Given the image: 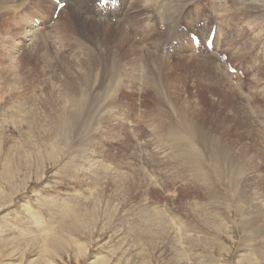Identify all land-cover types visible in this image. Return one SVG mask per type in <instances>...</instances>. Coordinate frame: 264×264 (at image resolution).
Instances as JSON below:
<instances>
[{"label":"rangeland","instance_id":"374dc122","mask_svg":"<svg viewBox=\"0 0 264 264\" xmlns=\"http://www.w3.org/2000/svg\"><path fill=\"white\" fill-rule=\"evenodd\" d=\"M47 1L0 6V59L5 54V64L0 63V264H264V0L253 10L246 7L249 0H152L153 10L167 6L160 9L167 23L160 19L155 31L158 15L152 9L148 20H139L142 14L131 16L140 25L126 26L140 36L149 35L154 47L159 42L155 33L163 35L159 26L174 25V45L164 49L173 58L171 64L157 59L161 54H146L156 61L154 67L159 61L162 71L170 72L171 85L176 83L166 97L154 95L159 93L157 83L145 94L143 78L118 83L107 97L97 96L111 85L97 78V61L108 66L111 55L127 61L123 51L112 44L114 39L106 42L95 23L85 25L84 31L80 22L71 20L76 11L80 20L99 22L92 12L96 0L86 1V9L84 0H66L71 7L63 17L61 10L52 15ZM42 18L50 23L44 41L33 50L19 47L9 59V38ZM110 23L117 24L113 19ZM216 23L219 48L226 49L231 36L232 49L241 50L229 62L224 57L230 71L219 69L216 52L210 55L218 67L210 68L201 54L191 62L180 56L190 51L192 35L206 37ZM65 27L75 32L64 36ZM180 28L186 30L181 37ZM110 31L114 38L111 34L118 30ZM169 42L160 41L164 48ZM182 47L187 51L179 52ZM83 49L94 59L90 68L81 63ZM162 71L156 74L161 88L167 85ZM236 81L239 89L232 85ZM186 100L191 108L184 105ZM171 103L181 107L180 114L187 113L185 118L202 121L195 126L200 136L184 141L200 153L199 172L176 158L179 150L166 128L170 120L179 121ZM63 116L71 127L58 136ZM204 137L227 155L222 163L225 181L213 172L210 150L200 143ZM74 219L79 220L77 226Z\"/></svg>","mask_w":264,"mask_h":264},{"label":"bare ground","instance_id":"6f19581e","mask_svg":"<svg viewBox=\"0 0 264 264\" xmlns=\"http://www.w3.org/2000/svg\"><path fill=\"white\" fill-rule=\"evenodd\" d=\"M21 1H23V0H0V6H4V5H10V4H12V5H15L16 6V4H18L19 2L21 3ZM86 1H88L89 3H90V0H84V2H82V4H83V6H84V8L86 9V7H85V2ZM95 1V0H94ZM131 1V3H129ZM169 0H163V2L164 3H167ZM185 1H189V0H185ZM190 1H192V0H190ZM221 1V0H220ZM239 1V0H238ZM257 1H259L260 2V0H249V4L247 5V3L245 4V5H247L246 7H249V8H251V10H253V9H255V6H254V4L257 2ZM64 2H66V0H61L58 4H56L55 3V1H51V0H48L47 2H46V4L48 5V8H50L51 9V11H52V15H54L55 13H57V11H58V9H59V6H60V4H63ZM71 2H76V0H71ZM107 2V5L105 6L104 4ZM152 0H96L95 1V7H94V9L92 10V12H94V15L95 16H97V15H99V16H97V18L99 19V22H93V21H90L89 22V20H86V19H84V20H80L79 18H77L76 16L78 15V13H77V15L75 14L74 15V13L76 12H71V15H70V18H72L71 20H75V21H77V22H80V24H81V26H82V29L85 31V29H86V26L85 25H89L90 27L92 26H94L93 24H91V23H95L96 25H98V26H100L101 27V31H102V33H101V37L107 42L108 41V39H114L115 41H114V43H112L115 47H116V49H118L119 51H123V53H124V55H125V60H127V61H124L123 59H122V57H118V58H115L114 57V55H111V57H110V59L111 60H109V64H108V66H107V64H106V66H104V64H105V62H98L97 61V64H96V66L97 67H99L100 69L99 70H101V73L97 76V78L99 79V77H100V80H107L108 79V82L109 83H111V85H109V84H107V85H109L110 87L108 88V89H106L107 88V86H105V89H104V87H103V92L102 93H97V96H99L98 94H102L103 96H105V97H107V96H109V95H111V94H113V93H115V90L117 89V87H119V86H117L118 85V83H122V82H127V81H131L130 83H133V82H137V81H141V80H138V79H140V78H143V80H144V82L145 83H143V87L145 86V94H147V92H149L150 90H149V88H150V84L151 83H155V85L154 84H152V85H154V86H156L157 84H158V87H159V93H156V94H154L155 96H157V97H160V96H164V97H166V96H168L169 95V93H170V89H173V87L174 86H176L175 84V82L171 85V83H169L168 82V79H169V75H170V72L169 71H166V72H163L162 71V65L159 63V61H157V66L156 67H154V62H156V61H154V59L153 58H151V57H148V56H146V54L148 55V54H150V55H152V56H156L155 54H161V55H163V57H159V58H157V59H159L160 61H162V62H168V63H170V61H172L173 60V58H172V56L170 55V53L168 52V53H164V49H166L167 51H168V49H169V47L170 46H173L174 45V43H172L173 42V40H175L174 39V37H175V35H176V32H175V29H174V25H169V26H159L160 28H161V33L163 34V35H158V34H156L155 33V36H156V38L158 39L157 41H159L158 42V47H154V45H153V43H151V41H150V43H149V41H148V39L147 38H149V35L147 36V38L146 37H144L143 35L142 36H140V35H138V34H136V32L137 31H135V30H132L131 28H129V27H127L126 26V24H129V23H131V24H133L134 26H138V25H140V23H139V21L137 20V19H132L131 18V16L132 17H134L135 15H138V14H142V18L141 19H139V20H142V19H149L150 18V11H151V9H152ZM177 2V1H176ZM24 2H22V4H23ZM137 3H139L140 5H138L139 7H136L137 6ZM245 3V0L243 1V4ZM128 4L130 5V8H129V10H130V12H129V15L127 16V17H125V13H126V11H127V9H128ZM154 5H155V3H153ZM157 4V3H156ZM20 5V4H19ZM24 5V4H23ZM21 6V5H20ZM26 6V5H25ZM131 6H132V8H131ZM213 6V5H212ZM70 7H71V4L70 3H68L67 5L65 4V7L64 8H61L60 10V14L62 15L61 17H63L67 12H68V10H70ZM156 7V6H155ZM162 7H164V8H167V6L166 5H158V7H156L154 10L152 9V11H153V14H157L158 15V20L156 21V22H153V29H154V27L156 26V25H159V20L160 19H164V21H165V24L167 23V21H166V19L163 17V15H162V12H161V8ZM4 8H6V7H4ZM13 8V7H12ZM22 8H24V7H22ZM233 8V7H232ZM7 9H8V7H7ZM77 9H80V3H77V7H76V10ZM137 9V11H135ZM177 9V8H176ZM243 9V8H242ZM11 10V9H10ZM15 10H17V7L15 8ZM238 10V9H237ZM250 10V11H251ZM74 11V10H73ZM178 11V10H177ZM241 11V10H240ZM246 11H248V10H246ZM217 12H219V13H221L220 11H216V16L217 17H219L218 16V14H217ZM69 13V12H68ZM243 13V12H242ZM253 14V13H252ZM225 15H226V13H225ZM68 16V15H67ZM256 16V15H255ZM80 17V16H79ZM137 17V16H136ZM223 17V16H222ZM248 17V16H247ZM258 17V16H257ZM60 18V17H59ZM216 18V17H215ZM249 18V17H248ZM261 18V17H260ZM259 18V19H260ZM11 19V18H10ZM63 19V18H62ZM111 19H113V20H115L116 21V23L117 24H112V23H110V20ZM147 19V20H148ZM70 19H69V21H71ZM147 20H145V22L147 21ZM218 20V19H217ZM223 19H221L220 18V21H222ZM256 20V19H255ZM48 20H46L45 18H42L41 20L39 19V20H37V22H38V24H36L37 22H35V23H31V24H25V28L23 29V28H21V30H20V32H19V29H18V33L17 34H15L14 33V35L12 36V37H10L9 39L12 41V43H11V46H10V48H11V51H10V54H7L10 58L9 59H11L12 60V58H13V54H15V53H13V52H19V47H25V48H27L28 49V47H31L29 50H33V48L34 47H37V45H38V43L39 42H42V41H44V40H41V39H43V38H45V30H46V27L50 24V23H46ZM66 20H64V22H65ZM59 22V21H58ZM72 22V21H71ZM120 22H123V24H120ZM125 22H126V24H125ZM73 23V22H72ZM219 23V22H218ZM65 24V23H64ZM79 24V23H78ZM79 24V25H80ZM144 24V23H143ZM58 25V24H57ZM72 25H74V24H72ZM122 25V26H121ZM66 26V25H65ZM98 26H97V28H98ZM112 26H115L116 27V29L113 27L112 28ZM217 26H219V24H217L216 23V26H212L210 29H209V31L207 32V36L206 37H199L198 39L200 40V46L198 47V48H196L195 46H194V41H193V39H191L190 38V42H191V45L189 46V48H190V51H188L185 55L183 54H180V56H183L188 62H191V61H193L195 58H197L198 56H199V54H201V56L202 57H204V59H203V62H204V65L207 67V68H210V67H212L213 66V64L215 65V66H217L218 67V64H216V61H212L213 59H212V57H214V56H212L211 57V53H214V52H216L217 54H215V55H219V57H218V59H219V69H221V68H223L222 70H224L225 71V69L226 70H228V71H230V69H232L231 67H228V65H227V62L224 60V57L225 56H227V61L229 62V61H231L236 55H238V53L241 51H234L232 48L234 47V38L233 37H231V36H228V38L226 39V49H220L219 48V45H218V40H219V38H220V34L218 35V28H217ZM64 27V26H63ZM73 27V26H72ZM72 27H65V30L63 29V33H64V36H66V35H69V33H72V32H75L74 31V28H72ZM78 27V26H77ZM90 27H89V29H90ZM214 27V28H213ZM59 28V27H58ZM67 29V30H66ZM76 29V28H75ZM81 29V28H80ZM111 29H113V30H118L117 32H115V33H113V34H111V35H114L113 37L114 38H112L111 36H110V30ZM156 29V28H155ZM155 29H154V31H155ZM171 29H173V30H171ZM130 32V34H131V36L129 35V33H128V31ZM165 30V31H164ZM212 30H215V37H214V40H213V49L212 50H209V49H207V47H206V44H207V41H208V39H209V37H210V34H211V31ZM0 31H2L1 29H0ZM5 31V30H4ZM55 31H57V30H55ZM110 31V32H109ZM168 32L169 34H166L165 32ZM61 32V33H62ZM184 32H186V30L184 29H182L181 30V28L179 29V31H178V34H180V37H181V33H184ZM2 33V32H1ZM4 33V32H3ZM94 33V32H93ZM58 34V33H57ZM73 34V33H72ZM1 35V34H0ZM61 35V34H60ZM59 35V36H60ZM58 36V35H57ZM56 36V37H57ZM184 36V35H183ZM6 37V36H5ZM13 37H15L14 39H13ZM61 37H63V36H61ZM100 37V38H101ZM133 37V38H132ZM154 37V36H153ZM59 38V37H58ZM105 38H107V40L105 39ZM7 39V38H6ZM14 41H17L16 43L15 42H13V40ZM60 39H62V38H60ZM63 39H64V37H63ZM70 39V38H69ZM80 39V38H79ZM151 39V38H150ZM252 39H254V38H252ZM1 40V39H0ZM41 40V41H40ZM59 40V39H58ZM77 40V39H76ZM161 40H166V41H170L169 43H167L166 44V46H165V48L161 45V43H160V41ZM4 41L5 40H3V43H4ZM7 41V40H6ZM54 41V40H53ZM62 41H64V40H62ZM61 40H60V42H62ZM78 41V40H77ZM220 41V40H219ZM1 42V41H0ZM56 42V41H55ZM138 44H140L138 47H139V51H138V47H137V43ZM96 43V42H95ZM1 44V43H0ZM43 44H45V43H43ZM50 44V43H49ZM58 44H59V42H58ZM63 44V43H62ZM73 44V43H72ZM60 45V44H59ZM63 45H65V44H63ZM78 45V44H77ZM5 47L6 46H4V49H5ZM60 47H61V45H60ZM66 47V46H65ZM80 47V46H79ZM106 47V46H105ZM152 47L153 48H155V49H157V51L154 53V52H151V49H152ZM64 48V47H63ZM83 48V47H82ZM3 49V48H2ZM67 48H65V50H66ZM101 49V48H100ZM110 49V48H109ZM68 50V49H67ZM79 50V49H78ZM102 50V49H101ZM175 50V49H174ZM2 51V50H1ZM72 51V50H71ZM82 53H81V55H80V59H83L84 60V62H81L82 64H84V65H87V67L88 68H90L91 66H93L94 65V59H93V57H92V55H91V53H89V52H85V49H83V50H80ZM103 51V50H102ZM145 51H146V53H145ZM154 51V50H153ZM183 51H187L186 50V48H184V47H182V51L181 50H179V52H182L183 53ZM222 51H224V53L222 54ZM34 52V51H33ZM60 52V51H59ZM77 52V51H76ZM2 53V52H1ZM5 53V52H4ZM67 53H69V52H67ZM72 53H75V51L74 52H72ZM105 53V52H104ZM197 53H198V55H197ZM31 54V53H30ZM78 54H79V51H78ZM100 54V53H99ZM110 54H111V52H110ZM172 54V53H171ZM2 55L3 56H5V54H3L2 53ZM1 55V56H2ZM55 55V54H54ZM59 55H60V53H59ZM64 55V53L62 54V56ZM71 55V54H70ZM1 57V59H0V63L2 62V65L3 64H5V59H4V57ZM56 56V55H55ZM73 57H74V55H72ZM71 56V57H72ZM79 56V55H78ZM105 56V55H104ZM75 57H76V55H75ZM96 58H97V56H96ZM55 59H56V57H55ZM57 59H58V56H57ZM100 59V58H99ZM184 59V60H185ZM212 59V60H211ZM10 60V61H11ZM63 63H64V65H66L67 63H65V61L63 60L62 61ZM167 63V64H168ZM187 63V62H186ZM193 63V62H192ZM79 64V63H78ZM163 64V63H162ZM171 64V63H170ZM188 64V63H187ZM194 64V63H193ZM203 65V66H204ZM1 66V65H0ZM165 66V65H164ZM214 67V66H213ZM68 68H69V66H68ZM167 68V67H166ZM165 69V68H164ZM170 69V68H169ZM88 70V69H87ZM163 72L162 73V78L163 79H165V83L167 84V85H165V87H163V88H161L159 85V83H158V81H159V79H158V81H157V79L156 78H160V77H157L156 76V74L157 73H160V72ZM65 72V71H64ZM184 73L186 74V76H188V73H186L185 71H184ZM63 74H65V73H63ZM227 75H228V73H227ZM160 76V75H159ZM69 77V76H68ZM173 77V76H172ZM171 77V78H172ZM185 77V76H184ZM99 81V80H98ZM203 81H205V80H203ZM100 82V81H99ZM107 82V81H106ZM107 82V83H108ZM160 82V81H159ZM206 82V81H205ZM239 82L240 81H236V83H233L232 85H233V87H237L238 89H239ZM91 82H88V84L87 85H89ZM157 83V84H156ZM162 83V82H161ZM104 84H106V83H104ZM123 84V83H122ZM139 82H138V87H139ZM206 84V83H205ZM54 86V85H53ZM52 86V87H53ZM67 86L68 85H66V88H67ZM97 86H99V85H97ZM101 86H102V84H101ZM104 86V85H103ZM203 86V85H202ZM258 86V85H257ZM157 87V88H158ZM56 88V87H55ZM55 88H53V89H55ZM65 88V87H64ZM121 88V87H120ZM141 88V87H140ZM154 88V87H153ZM157 88H155V92H156V89ZM176 89H177V87H175ZM174 88V90H176ZM119 89V88H118ZM56 90V89H55ZM58 90V89H57ZM111 90H113V91H111ZM138 90V89H137ZM158 90V89H157ZM178 90V89H177ZM70 91V90H69ZM118 91V90H117ZM165 91H167V93L165 92ZM227 91V90H226ZM57 92H59V91H57ZM56 92V93H57ZM71 92V91H70ZM119 92V91H118ZM140 92V91H139ZM138 92V93H139ZM142 92V91H141ZM152 93H153V90L151 91ZM172 92V91H171ZM175 92V91H174ZM38 93V92H37ZM51 93V92H50ZM79 93V92H78ZM144 93V92H143ZM173 93V92H172ZM176 93V92H175ZM52 94V93H51ZM53 94H54V92H53ZM119 94H120V92H119ZM119 94H118V96H117V98L119 97ZM142 94V93H141ZM39 95V94H38ZM57 95V94H56ZM117 95V94H116ZM144 95V94H143ZM66 96V95H65ZM114 97V96H113ZM156 97V98H157ZM56 98V97H55ZM97 98H99V97H97ZM103 98V97H102ZM104 99V98H103ZM166 99V98H165ZM46 100V99H45ZM163 100V99H162ZM169 100H170V98H169ZM67 101V100H66ZM101 101H103V100H101ZM164 101V100H163ZM96 102V101H95ZM94 102V103H95ZM167 102V101H166ZM168 102H170V101H168ZM168 102L166 103V104H168ZM172 102H174V101H172ZM183 102V101H182ZM185 103H184V105L186 104L188 107L187 108H191V103H190V101L189 100H186V101H184ZM47 103V102H46ZM96 103H98V102H96ZM160 103V102H159ZM170 104V103H169ZM179 104V103H178ZM94 105V104H93ZM105 105V104H104ZM183 105V106H184ZM185 105V106H186ZM67 106H68V103H67ZM96 106H97V104H96ZM169 106V105H168ZM177 106L178 105H176V104H172L171 103V106L169 107V108H171L172 109V111H173V114H174V111L177 113H175L176 115H178V116H176L177 118H179V121H178V119L176 120V121H174V119L173 120H170L171 122H169V124H170V126H168L167 125V123H165L167 126H166V128L168 129V131H170L169 133H168V135H170L171 137H172V139H173V142H172V146L175 148V149H177V150H179L178 151V153L176 154V158L177 159H180L183 163H182V165L185 167L186 166V168H188L190 171H192V172H199V170H200V168H201V166H202V160H201V156H200V153H199V151H193L192 152V148H190L191 146H189V142L188 143H186V142H184L185 140H187V138H190L191 140H195L194 139V137H199L200 136V134H198V130L196 129V125L198 126L199 125V123H201L202 121H200V120H196V122H193V119L191 118V119H187V118H185L184 116L187 114H185V112L184 113H182V114H180V110L181 109H179V108H181L180 106H179V108L177 109ZM104 107V106H103ZM47 108V107H46ZM94 108V107H93ZM98 108V107H97ZM99 108H102L101 107V105H100V107ZM40 109V108H39ZM13 110V109H12ZM44 110V109H43ZM40 111V110H39ZM39 111H38V113H39ZM77 111V110H76ZM94 111H96V110H94ZM185 111V110H184ZM99 112V111H98ZM97 112V113H98ZM187 112V111H186ZM52 113V112H51ZM38 115V114H37ZM51 115V114H50ZM62 115H63V113H62ZM61 115V116H62ZM73 115V114H72ZM81 114L79 113V112H76V116H80ZM88 114H86V116H87ZM100 115V114H99ZM103 115V114H102ZM153 115V114H152ZM190 115V114H189ZM36 116V115H35ZM44 116V115H43ZM56 116H57V114H56ZM98 116V115H97ZM145 116H147V115H145ZM47 117V116H46ZM53 117V116H52ZM64 117V116H63ZM62 117V118H63ZM85 117V116H84ZM100 117V116H99ZM42 118V117H41ZM78 118V117H77ZM80 118V117H79ZM78 118V119H79ZM88 119L90 118V116L88 115V117H87ZM175 118V117H174ZM45 119V118H44ZM52 120H53V118H51ZM73 119V118H72ZM82 119H84L83 117H82ZM161 119V118H160ZM33 120V119H32ZM31 120V121H32ZM46 120V119H45ZM71 120V119H70ZM74 121H75V119H73ZM77 120V119H76ZM152 120V119H151ZM30 121V120H29ZM30 121V122H31ZM49 121V120H48ZM82 121V120H81ZM80 121V122H81ZM86 121V120H85ZM154 121V120H153ZM158 121V120H157ZM157 121H155V122H157ZM177 121H178V123H177ZM35 122H37V121H35ZM47 122V121H46ZM50 122V121H49ZM54 122H56V121H54ZM70 122V121H69ZM69 122L67 121V119H66V116L63 118V120H62V122H61V126H58L59 128H58V131H57V127H56V133H57V135L58 136H61L64 132L63 131H65L64 129H65V127H67V125L69 124ZM159 122V121H158ZM157 122V123H158ZM38 123V122H37ZM79 123V122H78ZM85 123H87V122H85ZM85 123H83V124H85ZM31 124V123H30ZM36 124V123H35ZM82 124V125H83ZM159 124V123H158ZM28 125V124H27ZM26 125V126H27ZM38 125H40V124H38ZM79 125V124H78ZM132 125H134V123L132 124ZM155 125H156V123H155ZM160 125H162L161 123H160ZM159 125V126H160ZM56 126V125H55ZM55 126H54V128H55ZM73 126V125H72ZM81 126V125H80ZM157 126V125H156ZM52 127V126H51ZM68 127H71V125L69 126L68 125ZM85 127H87L86 125H85ZM155 127V126H154ZM179 127H181L180 128V130H179ZM31 128H33V127H31ZM75 128V127H74ZM228 128V127H227ZM50 129H52V128H50ZM49 129V130H50ZM70 129V128H69ZM81 129V128H80ZM84 129V128H83ZM83 129H81L80 131H79V133L80 132H82V130ZM49 130L47 129V132H49ZM72 130H74L73 129V127H72ZM78 130V129H77ZM33 132V129H31L30 130V132ZM35 131V130H34ZM44 131V130H43ZM25 132V131H24ZM46 132V131H45ZM54 132V131H53ZM78 131H76V133H77ZM159 131H156V133H158ZM38 133V132H37ZM65 133H66V131H65ZM27 134H29L28 132H27ZM42 134H43V132H42ZM70 134V133H69ZM82 134H84V133H82ZM99 134V133H98ZM103 134V133H102ZM21 135V134H20ZM20 135H19V138H21L20 137ZM26 135V134H25ZM31 135V134H30ZM39 135V134H38ZM56 135V134H55ZM80 135H81V133H80ZM159 135H161L162 136V134H160L159 133ZM158 135V136H159ZM21 136H23V135H21ZM49 136V135H48ZM64 136H65V134H64ZM101 136V135H100ZM158 136H157V138H158ZM25 137V136H24ZM31 137V136H30ZM47 137V136H46ZM51 137V136H50ZM57 137V136H56ZM66 137V136H65ZM70 137H72V136H70ZM260 137H262V136H260ZM25 138H27V137H25ZM54 138H55V136H54ZM53 138V139H54ZM62 138V137H61ZM170 138V137H169ZM28 139V138H27ZM45 139V138H44ZM59 139V138H58ZM67 139V138H66ZM159 139V138H158ZM172 139H171V141H172ZM181 139H182V141H181ZM204 139L205 140H203V143L200 141V143L202 144V145H204L205 146V148H209V158L213 161V165H214V167H213V172L218 176V177H220L221 179H223L224 181H225V173H224V169H223V164H225L224 163V160L225 159H227V155L226 154H224V155H222V154H220V149L217 147V145H216V143L215 142H212V144H210V142H209V140H206V138L204 137ZM260 139V138H259ZM34 140V139H33ZM46 140V139H45ZM47 140H49V139H47ZM50 140H52V139H50ZM69 140V139H68ZM100 140V139H99ZM196 140L198 141V139L196 138ZM212 140V139H211ZM74 141V140H73ZM180 141V142H179ZM38 142H39V140H38ZM75 142V141H74ZM179 142V143H178ZM259 142H261V141H259ZM264 142V141H263ZM1 143V142H0ZM24 143H25V141H24ZM28 143V142H27ZM31 143H33V142H31ZM40 143V142H39ZM110 143V142H109ZM158 143V142H157ZM191 143V142H190ZM262 143V142H261ZM55 144V143H54ZM63 144V143H62ZM69 144V143H68ZM71 145H72V143H70ZM69 144V145H70ZM264 144V143H263ZM28 145V144H27ZM37 145V144H36ZM68 145V146H69ZM210 145H211V147H210ZM261 145V144H260ZM259 145V146H260ZM32 146V145H31ZM62 146V145H61ZM74 146H77V145H74ZM96 146V145H95ZM56 147V146H55ZM101 147V146H100ZM125 147V146H124ZM157 147V146H156ZM57 148V147H56ZM70 148V147H69ZM71 148H73V147H71ZM262 148V147H261ZM24 149H26V148H24ZM56 151H57V149H55ZM63 150V149H62ZM74 150V149H73ZM123 150V149H122ZM122 150H120V151H122ZM20 151V150H19ZM115 151V150H114ZM124 151V150H123ZM122 151V152H123ZM23 152V151H22ZM58 152V151H57ZM63 152V151H62ZM71 152V151H70ZM23 153H25V152H23ZM23 153H22V155H23ZM68 153H69V150H68ZM67 153V154H68ZM72 153V152H71ZM17 154V153H16ZM21 154V153H20ZM65 154V153H64ZM66 154V155H67ZM88 154V153H87ZM18 155V154H17ZM20 156V155H19ZM26 157H27V155H25ZM65 156V155H64ZM83 156H84V154H83ZM124 156V155H123ZM264 156V155H263ZM17 158H18V156H16ZM21 157V156H20ZM22 158H23V156H22ZM28 158V157H27ZM86 158H87V156H86ZM15 159V158H14ZM20 159V158H19ZM229 159V158H228ZM232 159V158H231ZM228 161V160H227ZM236 161V160H235ZM18 162V161H17ZM95 162H96V160H95ZM232 162V161H231ZM97 163V162H96ZM99 163V162H98ZM97 163V164H98ZM223 163V164H222ZM89 164V163H88ZM100 166V165H99ZM102 166V165H101ZM103 166H104V164H103ZM106 167V166H105ZM235 167V166H234ZM104 168V167H103ZM102 169V168H101ZM109 169V168H108ZM91 170V169H90ZM95 170V169H94ZM85 170H83V172H84ZM105 171V170H104ZM108 172V171H107ZM210 173H211V171H210ZM87 174V173H86ZM214 174V175H215ZM84 176V175H83ZM96 176V175H95ZM53 177H55V176H53ZM56 178V177H55ZM52 179V178H51ZM86 179V178H85ZM98 179H100V178H98ZM218 180H219V178H217ZM48 180V179H47ZM78 180H80V179H78ZM93 180V179H92ZM89 181V180H88ZM80 182H81V180H80ZM40 183V182H39ZM72 183V182H71ZM86 183H87V179H86ZM89 183V182H88ZM87 183V184H88ZM90 183H92V182H90ZM218 183V182H217ZM220 184H221V180H220ZM89 185V184H88ZM93 185V184H92ZM222 185V184H221ZM220 186V185H219ZM224 186V185H223ZM94 187V186H93ZM72 189V188H71ZM70 196V195H69ZM67 200V199H66ZM74 200V199H73ZM70 201V200H69ZM71 201H72V198H71ZM51 202V201H50ZM53 202V201H52ZM87 202V201H86ZM67 207H69V206H67ZM66 209V208H65ZM69 212V211H68ZM69 213H71V210H70V212ZM68 213V214H69ZM208 216V215H207ZM201 217H202V215H201ZM204 217V216H203ZM210 218H211V216H210ZM209 218V219H210ZM204 219V218H203ZM206 220V218L204 219V221ZM212 220V219H211ZM211 220H209V221H211ZM79 221V220H78ZM78 221H77V219H74V223L76 224V226L78 225ZM214 222V221H213ZM207 223V222H206ZM205 225H207V224H205ZM205 235V234H204ZM247 253V252H246Z\"/></svg>","mask_w":264,"mask_h":264}]
</instances>
